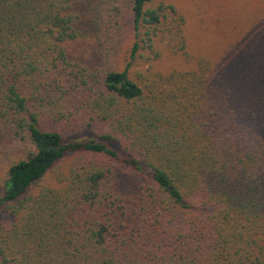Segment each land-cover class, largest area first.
Returning a JSON list of instances; mask_svg holds the SVG:
<instances>
[{"label":"trees","instance_id":"16d2710c","mask_svg":"<svg viewBox=\"0 0 264 264\" xmlns=\"http://www.w3.org/2000/svg\"><path fill=\"white\" fill-rule=\"evenodd\" d=\"M185 25L166 0H0V264H264V14L217 61Z\"/></svg>","mask_w":264,"mask_h":264},{"label":"rangeland","instance_id":"374dc122","mask_svg":"<svg viewBox=\"0 0 264 264\" xmlns=\"http://www.w3.org/2000/svg\"><path fill=\"white\" fill-rule=\"evenodd\" d=\"M175 4L181 14L186 18V25L182 34L188 44L191 55L205 54L215 61L220 59L230 42L236 37L231 32L233 25L242 29L255 24L264 14V0H166ZM238 29H236L237 31ZM243 30H240V32ZM170 36H167L168 38ZM129 35L121 58L128 55V49L133 42ZM171 40V39H170ZM162 50V57L155 61V66L163 70L175 64L182 63V55L174 54L167 48ZM150 54H146V56ZM149 63L140 61L135 67H146ZM97 130L85 129L81 136H95ZM71 136H74L71 134ZM150 172L149 168H145ZM11 217L0 208V221H10Z\"/></svg>","mask_w":264,"mask_h":264}]
</instances>
